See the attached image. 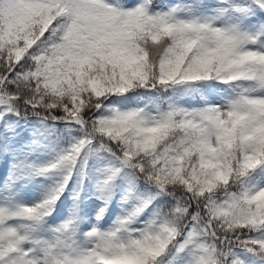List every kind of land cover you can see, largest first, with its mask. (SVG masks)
<instances>
[{"label": "snow or ice", "instance_id": "1", "mask_svg": "<svg viewBox=\"0 0 264 264\" xmlns=\"http://www.w3.org/2000/svg\"><path fill=\"white\" fill-rule=\"evenodd\" d=\"M0 264H264V0H0Z\"/></svg>", "mask_w": 264, "mask_h": 264}]
</instances>
